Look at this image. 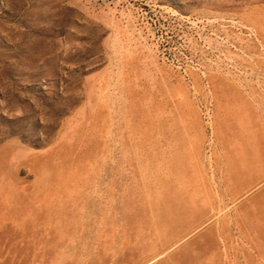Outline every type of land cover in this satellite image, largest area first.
<instances>
[{"label":"rangeland","instance_id":"374dc122","mask_svg":"<svg viewBox=\"0 0 264 264\" xmlns=\"http://www.w3.org/2000/svg\"><path fill=\"white\" fill-rule=\"evenodd\" d=\"M0 0V264H264V0Z\"/></svg>","mask_w":264,"mask_h":264},{"label":"built area","instance_id":"2783aa9c","mask_svg":"<svg viewBox=\"0 0 264 264\" xmlns=\"http://www.w3.org/2000/svg\"><path fill=\"white\" fill-rule=\"evenodd\" d=\"M130 1H138V0H102L101 2L104 3V4H108V5H111V4H118V3H126V2H130Z\"/></svg>","mask_w":264,"mask_h":264}]
</instances>
